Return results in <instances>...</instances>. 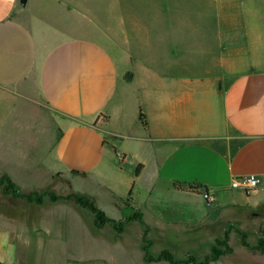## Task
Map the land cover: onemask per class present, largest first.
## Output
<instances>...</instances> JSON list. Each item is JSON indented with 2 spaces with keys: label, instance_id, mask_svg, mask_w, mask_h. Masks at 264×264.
<instances>
[{
  "label": "crops",
  "instance_id": "0c3cea01",
  "mask_svg": "<svg viewBox=\"0 0 264 264\" xmlns=\"http://www.w3.org/2000/svg\"><path fill=\"white\" fill-rule=\"evenodd\" d=\"M162 1L157 18L162 34L154 48L143 41L140 52L127 50L129 40L139 39L132 29L120 28L140 20L132 8L123 11L119 0H0V170L12 178L14 170L46 168L43 160L55 149L59 162L76 167L72 156L83 138L117 116L107 113L106 105L127 107L129 100H114L120 82L141 79V100L130 102L135 101L142 128L154 134L146 141L154 149L155 186L171 196L144 195L127 218L141 214L142 219L127 224L140 221L150 234L145 209L165 222L164 210L190 214L203 202L209 225L225 224L223 233L243 232L242 222L252 228L255 240L247 241L243 232L251 247L241 243L240 250L264 264V252L255 249L264 245V0H204L209 17L192 34L179 26L180 3ZM124 57L131 65L122 72L118 61ZM137 63L141 69L134 68ZM99 143L104 145L103 138ZM139 164L143 169L136 179L146 168ZM249 175L261 179L256 190L231 187L234 179ZM174 182L206 188L194 193L176 189ZM128 195L139 198L133 190ZM81 217L69 212L59 227L24 223L11 235L0 229V263H9L13 253L9 264H36L32 255L40 243L46 264H137L115 239L85 242L81 234L88 226L101 235L115 234ZM140 246L143 261L150 262L146 245ZM234 254L233 248L210 264H228Z\"/></svg>",
  "mask_w": 264,
  "mask_h": 264
},
{
  "label": "rangeland",
  "instance_id": "374dc122",
  "mask_svg": "<svg viewBox=\"0 0 264 264\" xmlns=\"http://www.w3.org/2000/svg\"><path fill=\"white\" fill-rule=\"evenodd\" d=\"M176 1L177 5L180 3L181 7V14L178 16L182 17V24L180 23L179 25L182 28V33L192 31V34L197 29L200 31V25L204 24V20L202 19L209 17L206 13L207 11L204 9V0ZM143 3H146V5H143ZM162 3V0H119V7L123 11L132 8L131 10L136 21L138 22L140 20L138 24H134L133 26H120L122 29H132L133 34H136L139 39L137 43L135 40L133 42L129 40L126 43L127 46L124 41H120L122 48L126 46L128 50L134 47L140 51L141 49L139 48L143 41L150 48L156 47L159 36L162 34L160 30L162 25L157 21L160 13H162ZM129 42L130 44H128ZM106 43L109 45V42ZM119 51H121L120 48ZM156 56L157 54L154 56L150 55L152 59ZM128 63L125 57L120 58L118 65H121L122 72L126 69ZM130 65L131 62L129 63ZM133 66L134 68L140 67L139 69L142 67L141 63L133 64ZM140 83H142L141 79L131 83L120 82L118 93L114 100H129L126 105L127 109L124 107L123 110H118L117 106H114L113 103L106 105L105 110L107 113L111 116L112 114L117 116L109 125L104 122V125L100 129H96L83 138L84 143L82 140L78 146L80 150L75 149V155L74 157L72 156L76 167L68 168L59 162V157L55 149L53 155L52 153H47L48 160H43L44 164L42 166H47L46 168L14 170L15 175L12 178L9 176V178L15 184V187L23 194L54 192L58 196H68L72 193L86 196L89 201L104 210L108 217L115 219L117 222L130 217L133 213L132 203L140 206L142 197L149 195L151 191L153 192L152 195H164V198L170 199L171 195H169L167 190H161L155 186L157 183V166L155 155L153 154L154 149L150 146L152 143L146 141L150 135L154 134L142 128L136 116L137 107L135 101L133 104L130 102V100H137V97L141 100L140 91L142 88ZM109 85H107L108 89L105 93L110 92L109 90L111 88ZM104 90L105 86L103 87ZM117 111L119 115L123 113L125 117H119ZM157 123L161 122L158 121ZM100 138H103V146H100L102 144V142L101 144L99 143ZM47 141L50 144L51 138H47ZM54 141L56 145L57 139ZM50 148L49 145L47 149L50 150ZM139 163H144L146 168L140 178L136 179L135 173L137 164ZM3 173L0 170V177L7 175ZM130 190L138 194L139 198L132 199V197H129ZM206 207L205 203H198L196 212L190 214L177 213L171 208L166 209L163 211L165 222L163 221V217L152 209L149 211L145 209L143 220L148 226L152 227L147 237L149 242H144L146 227L140 221H132L127 224L121 238L116 236L117 233L109 224L104 227L112 230L115 235H112L109 231H104L101 235L95 229L90 230L91 227L89 226L88 233L83 231L81 235H83L85 242L90 241L94 237L103 242L115 239L125 247L128 259L137 264H167L165 262H144L142 248L140 246L141 243L143 246H148V254L154 258L158 257L162 251L168 250L175 260H187L191 256H194L197 261H203L207 255L213 254V247L216 246L217 239H224L225 236V233L222 232L224 231L225 224L221 225L217 222L216 226L209 225V216L206 212ZM141 210H143V207L137 209L135 212L140 213L142 212ZM75 211L81 214L83 222L85 221L86 224L95 226L94 215L89 210L76 205L74 201L52 202L49 197H46L44 203L38 205L29 203L24 199L6 195L2 188H0V229L10 235L12 231L17 230L16 227H20L24 223L28 224L29 222L38 225V227L47 223L59 227L58 225L62 223L65 215H68L69 212L73 214ZM242 223L241 225L245 230L242 229L241 231L248 234L247 241L250 239L252 241L255 240V234L251 231L252 228L246 226L245 222ZM174 228L176 231L180 230V233H175L173 231ZM38 235L45 236L42 233H38ZM55 235L60 236V234L53 233V236ZM151 239L155 242V245L153 241H150ZM241 241V235L239 233L237 235H229V245L234 248L236 254L229 258L227 263L236 264L241 262L244 264H256L257 262L254 259L246 257L247 255L244 251L240 250ZM39 244L34 245L36 250L33 251L32 258H34L36 264H46L45 260L47 257L43 252V245ZM218 249L224 251L225 247L218 246ZM250 250L252 251V249ZM225 255L227 254L221 256ZM13 257V253H11L8 258L9 263L14 262ZM38 261H41V263Z\"/></svg>",
  "mask_w": 264,
  "mask_h": 264
},
{
  "label": "trees",
  "instance_id": "16d2710c",
  "mask_svg": "<svg viewBox=\"0 0 264 264\" xmlns=\"http://www.w3.org/2000/svg\"><path fill=\"white\" fill-rule=\"evenodd\" d=\"M142 169H143V164H139L136 168V173H135L136 176L140 174ZM173 185L178 190H186L200 194L202 193L201 190L206 188V186L200 183L183 184L181 182H174ZM0 188H2L3 192L6 195H11L14 198H18V199H24L29 203H35L38 205H42L46 197H49L52 202L74 201L76 205L80 206L81 208L89 210L94 215V224L96 227L103 228L104 226L109 224L113 227V230H115L117 236H121L125 232L126 225L129 221L142 219V215L137 214L133 218L124 219L117 222L115 219L108 217L104 210L97 207L93 202L89 201V199L86 196L78 195L75 193L69 194L68 196H58L54 192H45V193L32 192V193L23 194L15 187V184L7 175H3L0 177ZM238 232L241 235L242 244L250 248L251 245L246 241L247 235L243 232H240L239 230ZM229 234L230 232L227 231L225 233L224 239H217L216 246L213 247V254L207 255L203 261H197V259L194 256H191L187 260H175L173 255L168 250L163 251L158 257L154 258L152 256H149L147 251L148 246L143 247V251L145 252V260L150 262L167 261L171 264H210L213 261H217L221 257V255L233 252V248L229 245ZM147 235H148V228L145 230V236H144L145 242L147 241ZM218 246H224L225 250L224 251L219 250ZM255 249L264 252V245L260 244L259 246L255 247Z\"/></svg>",
  "mask_w": 264,
  "mask_h": 264
},
{
  "label": "built area",
  "instance_id": "2783aa9c",
  "mask_svg": "<svg viewBox=\"0 0 264 264\" xmlns=\"http://www.w3.org/2000/svg\"><path fill=\"white\" fill-rule=\"evenodd\" d=\"M261 186V179L256 175H249L233 180L231 187L234 189H243L244 191H253Z\"/></svg>",
  "mask_w": 264,
  "mask_h": 264
}]
</instances>
